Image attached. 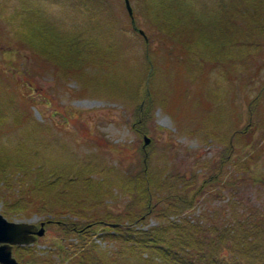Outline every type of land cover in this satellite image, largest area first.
Instances as JSON below:
<instances>
[{
  "label": "rangeland",
  "instance_id": "374dc122",
  "mask_svg": "<svg viewBox=\"0 0 264 264\" xmlns=\"http://www.w3.org/2000/svg\"><path fill=\"white\" fill-rule=\"evenodd\" d=\"M243 1L129 0L132 25L123 0H0V160L56 183L39 205L50 215L7 218L43 230L13 246L18 264L17 247L26 264H65L85 242L101 264H172L106 233L184 220L233 230L224 262L264 264V128L239 138L253 113L264 120V0ZM172 186L179 216L156 203ZM154 203L163 215L147 214ZM56 212L88 226L65 236L47 226Z\"/></svg>",
  "mask_w": 264,
  "mask_h": 264
},
{
  "label": "trees",
  "instance_id": "16d2710c",
  "mask_svg": "<svg viewBox=\"0 0 264 264\" xmlns=\"http://www.w3.org/2000/svg\"><path fill=\"white\" fill-rule=\"evenodd\" d=\"M240 1L241 2L239 6L247 5V2L243 0ZM223 5H219L220 10H225ZM222 14L223 16H226V11ZM223 21L225 20H220L219 23L222 24ZM53 59L65 64V68L67 66L69 67V65L74 66L73 69L69 68V71L71 72H74V70L77 69V66L81 65L82 61L79 59L74 60V57H71L70 61L65 62L60 58V55H55ZM146 99H150L148 92L146 93ZM150 102L153 104L152 99H150ZM139 106L142 108L146 105L140 104ZM253 114L250 116V128L248 127L239 133V138L245 139L244 147L253 143L254 139L252 130L256 132L264 128V120L262 117H260V115L257 116L255 113ZM5 167V161L0 160V200L3 203L2 215L6 219H12L13 217L18 218L17 216L20 215L26 217L28 213H40V215L45 216L49 210H43L39 205L41 200L46 198L45 194L47 195V189L51 191L54 187V184L56 183H52L49 179H45L44 176L41 177L44 173L43 169L41 168L35 167L36 169L31 168L29 170V167L27 168L26 166H18L20 168L18 169V176H15L16 174L12 172H5ZM211 178L212 177H210V180ZM210 180L205 182L210 183ZM171 190L172 191L168 194H164L158 198L156 203L158 202V205L164 204L168 209L171 208L170 210L164 208L168 214L172 215L176 214L175 212H177V216H179V214L185 212L184 210H186L188 206L183 197L184 193L181 195L177 191L180 190V187L172 186ZM65 191L68 192V186H65L59 191L60 195L58 196V203L61 205H64V203L63 200H59V198L63 197ZM141 191L145 197L146 192L144 190ZM156 203H154L152 208L149 207V209L146 210L147 214H164V210L157 211L159 208H157L158 205L156 206ZM159 207H161V205H159ZM174 208L176 209L173 210ZM80 209L81 208H74L73 210L79 212ZM50 214L51 213L49 212V215ZM62 215H64V213L56 212L53 214L52 216H54V218H58L55 219L56 221L48 222L47 226H52V224L54 225V222H57L55 225L65 236L70 234L77 235L78 233H81L82 230H85L88 226L70 222L62 223L66 222V218L60 219ZM67 216L69 218L70 213ZM137 217L138 221L142 219L139 215ZM166 217L168 218L169 215ZM130 225L132 224H129V226H123L120 224V222L114 221L112 226L114 229L113 232H115L112 234L106 233L112 240L118 241L120 244V249L123 247L124 252L125 248V252H128V255L133 256L134 253L138 255H155L160 260L167 261L168 263L170 262L172 264H236L233 261L224 262V257L219 254V252L223 250V247H226L228 243L227 239L233 234V230L231 229L228 230L227 228L220 227L219 225L217 226L216 224L202 225L198 224L197 222L189 224V221L187 220L182 222L180 221L179 223L168 221L166 225L162 223L161 225L145 232L132 230ZM261 226L263 225L260 223V227ZM239 245V241H236L234 248ZM72 248L73 249L71 250L68 248L66 249V252L68 251V257L65 260V264H101L100 261L96 259L97 254L95 252V246L91 245L90 242H85L83 246L80 244V246L77 245ZM16 249L17 251L15 250V253L19 254V260L22 264H26V258L29 259L33 256L32 252L27 247H17ZM120 249L117 251V255L120 253ZM26 255L27 257H24ZM33 261L34 260H32L31 264L34 263Z\"/></svg>",
  "mask_w": 264,
  "mask_h": 264
},
{
  "label": "water",
  "instance_id": "95a60500",
  "mask_svg": "<svg viewBox=\"0 0 264 264\" xmlns=\"http://www.w3.org/2000/svg\"><path fill=\"white\" fill-rule=\"evenodd\" d=\"M125 10L134 24L133 12L129 0H123ZM141 35L143 33L139 31ZM148 141L146 140L145 143ZM43 230L36 231L35 227L28 223L11 222L0 214V264H18L12 257L13 246H25L33 243L36 237H41Z\"/></svg>",
  "mask_w": 264,
  "mask_h": 264
}]
</instances>
